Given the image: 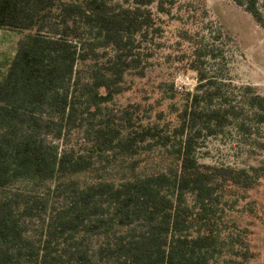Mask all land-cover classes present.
Masks as SVG:
<instances>
[{
	"label": "trees",
	"instance_id": "obj_1",
	"mask_svg": "<svg viewBox=\"0 0 264 264\" xmlns=\"http://www.w3.org/2000/svg\"><path fill=\"white\" fill-rule=\"evenodd\" d=\"M164 1L0 0V30L24 35L0 56V264L255 258L249 230H229L223 216L225 197L257 187L264 165L201 163L196 151L229 127L250 137L264 126V96L244 94L248 113L232 104L197 49L198 85L171 105L172 128L164 96L111 106L130 89L127 75H144L143 44L162 30L152 6L169 13ZM233 2L264 26V0ZM72 134L81 148L64 144ZM156 148L170 154L168 168L141 170L139 155ZM31 180L48 182L47 195L8 190Z\"/></svg>",
	"mask_w": 264,
	"mask_h": 264
},
{
	"label": "rangeland",
	"instance_id": "obj_2",
	"mask_svg": "<svg viewBox=\"0 0 264 264\" xmlns=\"http://www.w3.org/2000/svg\"><path fill=\"white\" fill-rule=\"evenodd\" d=\"M152 8L162 30L152 42L143 44H147L144 51L148 54L144 75H127L130 89L118 95L111 106L124 107L130 103L156 106L157 98L164 96L159 109L168 116L162 124L172 128L176 122L171 105L180 106L198 85V74L189 69L197 60V49L202 54L197 61L201 70L219 79L222 92L232 104L246 108L242 102L244 94L264 96V26L242 7L233 0H165L164 8L169 13L159 11L157 4ZM23 37L15 33L1 35L0 56L13 55ZM65 143L76 148L82 146L77 134L64 138ZM139 156L146 161L141 170L163 171L170 165V154L164 150L156 148ZM196 157L199 162L211 165L247 169L264 165V126L256 125L250 137L229 127L217 136L203 139ZM48 185L39 180L18 181L8 190L46 196L43 190ZM235 200L236 204L230 208ZM225 201L228 205L223 220L229 230L237 231L239 227L250 232L247 238L255 258L249 264H264V179L238 196L227 195ZM229 257L226 255V259Z\"/></svg>",
	"mask_w": 264,
	"mask_h": 264
},
{
	"label": "crops",
	"instance_id": "obj_3",
	"mask_svg": "<svg viewBox=\"0 0 264 264\" xmlns=\"http://www.w3.org/2000/svg\"><path fill=\"white\" fill-rule=\"evenodd\" d=\"M1 35H3V32L0 30V44H1ZM1 47V45H0Z\"/></svg>",
	"mask_w": 264,
	"mask_h": 264
}]
</instances>
